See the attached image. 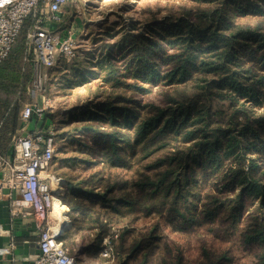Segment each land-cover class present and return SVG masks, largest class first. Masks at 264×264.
<instances>
[{
	"label": "rangeland",
	"instance_id": "374dc122",
	"mask_svg": "<svg viewBox=\"0 0 264 264\" xmlns=\"http://www.w3.org/2000/svg\"><path fill=\"white\" fill-rule=\"evenodd\" d=\"M230 2L68 0L61 8V21L52 28L72 31L75 56L46 68L42 88L29 96L28 88L34 78L31 66V71L25 73L29 74L25 83L31 82L18 92L20 110L28 102H48L44 118L54 116L50 126L55 132V156L45 173L61 180L62 188L55 197L65 206L67 234L62 242L78 264H201L209 259L217 264H259L254 253L241 245L240 235L248 222L264 216L260 197H240L238 186L226 189L225 185L229 170L236 166L247 168L250 158L257 164L254 177L264 182V145L258 146L261 153H246L233 162L225 160L214 172L210 171L213 165L205 163L207 177L201 172L202 163L191 159L194 180L179 177L187 194L175 203L178 162L169 159L178 156V151H186L191 143L180 139L176 143L172 136H167L160 141L163 145H145L135 136L138 120L149 115L154 106L165 107L174 104V100L178 104L188 102L198 95L204 97L203 88L214 78L209 69L215 59L213 51L201 39L193 44L185 42L188 30L179 26L177 39V20L194 21L197 8L218 6L225 17L217 22L219 27L225 28L226 19L231 18L234 24L264 32L263 0H249L241 11ZM215 26L214 21L211 27ZM145 39H150L151 45H146ZM131 46L138 54L149 49L147 62H152L158 75L149 76L148 63L136 60L127 77L125 58ZM174 54L194 59L197 65L192 74L181 75L178 81H170L168 73L174 65V58L169 57ZM115 57L124 74L120 79L109 75V58L115 61ZM181 63L178 58V66ZM242 102L253 118L264 115L263 98L261 103L241 98L239 103ZM222 104L231 109L227 101ZM108 105L118 108L115 121H111ZM124 110L129 111L128 118ZM27 123L20 121L24 128ZM85 126L92 129L85 130ZM102 134L114 135L117 148L112 149L108 145L110 140ZM159 161L163 162L156 166ZM165 169L176 171L171 175L177 179L174 186L165 194L168 182L164 180L161 189L150 194L158 181L157 173ZM146 177L154 184L146 186V194L140 196L138 203H126L124 200L138 195L133 183ZM74 200L80 202L81 211L70 209ZM218 200V212L214 210L211 216L201 218V212L216 206ZM154 202L152 211L144 213L143 208ZM178 207L198 222L178 220ZM57 223L55 220L53 225ZM105 252L107 255H103Z\"/></svg>",
	"mask_w": 264,
	"mask_h": 264
},
{
	"label": "trees",
	"instance_id": "16d2710c",
	"mask_svg": "<svg viewBox=\"0 0 264 264\" xmlns=\"http://www.w3.org/2000/svg\"><path fill=\"white\" fill-rule=\"evenodd\" d=\"M207 1L215 3L231 1L230 3L238 5L236 10L241 11L245 9V5L249 0ZM243 2L245 3L242 4ZM222 10V7L218 6L197 8L198 13L194 14L196 17L194 21L180 18L174 24L177 30V39L179 26L181 30H188L187 39L182 38V40L185 39V42L189 41L190 44H193L198 39H201V41L206 43V48L213 51L215 59L210 64L209 69L213 73L214 78L207 82L205 88H203L204 97L198 95L191 98L188 102L178 104V100H174V104L165 107L154 106L149 115H145L138 120L135 128L136 138L144 141L145 145L157 144L167 136H172L176 143H178L177 139L191 143L186 151H178V156L169 159L178 162V181L176 182L178 191L177 195H174L175 203L179 201V197L182 195L184 197L187 194V191L183 192L185 185L181 183L179 177L188 176L194 180L195 171L191 159L195 163H202L199 165L202 168L201 172L204 177H207L209 173L204 167L205 163L213 165L210 171L214 172L225 160L233 162L237 159H242L246 153H261L262 151L258 146L264 145V115L253 118L244 102L239 103L241 98L254 103H261L260 98L264 99V32L234 24L231 18L226 19L225 28L219 27L217 22L225 19ZM261 11L264 12V10ZM214 21L217 26L211 27ZM32 24L33 17L28 16L16 36L8 55L0 63V153L3 154L8 152L10 137L16 133L20 125L19 116L21 110L20 93L18 91L22 88L24 89V87L26 89L31 82L25 83V79L29 75L25 73L28 69L31 71L33 67V53L27 47V32ZM133 39L134 37L132 42ZM144 42H146V45L149 43L151 45L150 39H145ZM131 47L125 58L126 64L124 68L126 69L127 77H129L128 72L131 71L136 60L146 63L150 56V51L147 48L144 53L138 54L133 46ZM170 58H174V65L168 71L170 81H178L179 76H186L187 73L192 74L193 69L197 67L195 60L186 56L180 55L178 57V54H174ZM178 58L183 61L180 66H178ZM109 59H111L109 62V75H113L118 79L124 77V74L120 72L122 69L117 65V58L115 57V61L112 58ZM147 63L148 75H158L153 69L152 62L150 64L149 62ZM28 93L29 96H32L33 90ZM223 101L228 102L230 110L222 104ZM107 110L111 121H115L118 108L108 105ZM123 114H126L127 118L129 117L128 110H124ZM53 117V114H50L43 120L47 118L53 119ZM84 129L91 130L92 128L85 126ZM102 137L110 140L108 145L112 149L117 148V138L115 141L114 135L110 134V137L109 135L105 137V134H102ZM161 144L163 145V143ZM162 162L159 161L156 166H160ZM256 167V162L250 158L247 168L236 166L230 169L229 173L232 175H229L230 178L228 177L225 187L229 189L231 185L238 186L240 188V197L243 194L259 196L260 202L264 207V182H261L260 178L254 177ZM173 172L176 171L165 169L158 172V181L154 189L150 191V194L154 195L160 190L159 186L164 183V180L168 182L164 186L165 194H167L177 180L176 177L171 178ZM236 180H239V182L236 183ZM152 184H154L153 180L148 177L142 181L134 182L133 185L138 195L124 201L131 205L138 203L140 196L146 194V186H152ZM61 188L58 182L52 187L54 192H58ZM112 188L113 186L110 187V189ZM55 201L58 211L65 215V206L57 197H55ZM65 201L69 204L67 199ZM72 202H74L70 204L72 211L82 210L78 200ZM155 203L149 205L148 208L144 207L143 212L146 214L150 213L155 207ZM159 205L161 206V204ZM190 205H192V202ZM220 205V200H218L216 206H208L206 210L201 212L202 215L200 214V217L204 218L207 214L211 216L210 212L214 210L217 213ZM204 206H207V204L205 203ZM186 207L189 208L190 206L186 205ZM178 220L193 224L198 222L197 218H191L185 212H181L179 207ZM66 234L65 231L64 233L62 232L59 240L63 241ZM240 243L248 251L254 253L259 264H264V216L257 217L251 223H247L240 235ZM201 264L217 263H213L209 259L207 262H201Z\"/></svg>",
	"mask_w": 264,
	"mask_h": 264
},
{
	"label": "built area",
	"instance_id": "2783aa9c",
	"mask_svg": "<svg viewBox=\"0 0 264 264\" xmlns=\"http://www.w3.org/2000/svg\"><path fill=\"white\" fill-rule=\"evenodd\" d=\"M68 0H0V63L8 55L28 16L33 24L27 32V47L33 53V83L29 90L42 88L45 69L66 63L75 56V37L71 30L58 31L53 24L61 21V8ZM63 32H65L63 34ZM49 103L24 104L22 122L44 119ZM54 129L49 126L14 138L13 155L0 172V193L10 200L13 216L31 215L38 231L39 254L34 264H78L59 240L61 228L50 221L54 210L52 178L45 172L55 156ZM61 184V180L56 178ZM2 194V193H1ZM107 255V253H103Z\"/></svg>",
	"mask_w": 264,
	"mask_h": 264
},
{
	"label": "crops",
	"instance_id": "0c3cea01",
	"mask_svg": "<svg viewBox=\"0 0 264 264\" xmlns=\"http://www.w3.org/2000/svg\"><path fill=\"white\" fill-rule=\"evenodd\" d=\"M20 117V116H19ZM21 121V119H19ZM52 119L31 120L25 128L19 125L15 134L10 137L8 152L0 153V172L4 161L13 155V141L18 135L26 134L44 126H49ZM3 154V155H2ZM2 193V194H1ZM0 193V264H34V258L39 254L37 247L38 231L33 216H13L11 214L10 200L4 192ZM52 212L50 221H57ZM60 219V225L66 223ZM78 263V262H77Z\"/></svg>",
	"mask_w": 264,
	"mask_h": 264
},
{
	"label": "bare ground",
	"instance_id": "6f19581e",
	"mask_svg": "<svg viewBox=\"0 0 264 264\" xmlns=\"http://www.w3.org/2000/svg\"><path fill=\"white\" fill-rule=\"evenodd\" d=\"M57 181H56V178H52V182H51V185L53 187L54 184H56ZM54 214L56 215V218L58 220V223L55 225L56 228H61V227H64L65 225L61 226L60 225V220L58 219V217H62L64 216L63 214H61L59 211H58V208H57V205H56V201H55V198H54V210H53Z\"/></svg>",
	"mask_w": 264,
	"mask_h": 264
},
{
	"label": "water",
	"instance_id": "95a60500",
	"mask_svg": "<svg viewBox=\"0 0 264 264\" xmlns=\"http://www.w3.org/2000/svg\"><path fill=\"white\" fill-rule=\"evenodd\" d=\"M54 195H57L58 193L57 192H53ZM65 226L64 227H61V232H63L65 230Z\"/></svg>",
	"mask_w": 264,
	"mask_h": 264
}]
</instances>
